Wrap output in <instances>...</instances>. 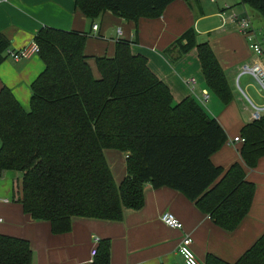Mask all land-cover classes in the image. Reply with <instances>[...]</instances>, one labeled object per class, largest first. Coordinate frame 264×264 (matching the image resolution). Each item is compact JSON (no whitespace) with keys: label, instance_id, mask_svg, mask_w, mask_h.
<instances>
[{"label":"trees","instance_id":"1","mask_svg":"<svg viewBox=\"0 0 264 264\" xmlns=\"http://www.w3.org/2000/svg\"><path fill=\"white\" fill-rule=\"evenodd\" d=\"M176 0H74L91 22L109 12L135 25L155 19ZM197 7L199 0H183ZM264 21V0H239ZM249 16V15H248ZM250 18V17H249ZM90 32L45 27L34 37L43 72L31 84L24 112L6 87L0 90V171L20 178L14 198L33 221H46L53 235L71 231L72 219L121 222L126 210L144 205L146 184L184 195L226 232L249 213L255 185L234 163L214 166L211 156L226 142L218 121L193 99L174 103L169 88L118 39L113 57H95V78L85 55ZM9 45L0 35L1 55ZM195 50L208 89L224 105L232 91L210 46L185 31L167 50L173 58ZM241 158L254 168L264 157V119L241 130ZM104 150L126 153V176L116 184ZM25 239L0 234V264H32ZM93 264H110V241L97 242ZM204 264H264V233L234 263L207 254Z\"/></svg>","mask_w":264,"mask_h":264},{"label":"crops","instance_id":"2","mask_svg":"<svg viewBox=\"0 0 264 264\" xmlns=\"http://www.w3.org/2000/svg\"><path fill=\"white\" fill-rule=\"evenodd\" d=\"M226 17L223 21L219 16ZM246 13L250 17L256 40L262 48L255 55L250 43L231 22L233 14ZM97 24L93 32L91 26ZM45 27L63 31L90 32L85 42V55L95 78L99 73L95 57H113L118 39L132 41L133 54L147 59L150 71L170 90L174 103L193 99L215 118L226 134L224 145L211 156L214 166L224 169L239 164L246 180L254 183L255 193L249 213L237 228L226 232L215 226L209 217L200 212L180 192L167 187L153 189L144 186V205L138 211L126 210L121 222L89 218L72 219L71 231L53 235L46 221H33L15 201L13 188L20 178L16 171H0V234L25 239L33 254L32 264H93L90 256L97 242L110 241V264H184L178 247L185 236L191 238L189 250L196 260L204 264L207 254L234 263L264 233V157L254 168H248L240 155L243 143L234 142L241 137L242 128L251 123L249 101L264 107V92L250 76L241 75L239 68L244 63H256L264 67V21L254 11L239 4V0H218L211 4L199 0L197 7L183 0L169 4L162 15L155 19L140 18L135 25L109 12L91 22L77 8L74 0H8L0 2V35L9 45L2 52L0 63V90L9 89L14 99L26 113L30 110L31 84L43 72L45 66L38 55L14 61L7 51H18L34 42L35 35ZM192 28L197 42H206L216 57L231 87L232 99L224 105L208 89L200 72L196 51L185 55L170 56L166 50ZM194 78L193 86L187 84ZM250 89L256 98L249 95ZM209 96L206 102L202 96ZM126 153L104 150L115 183L126 176ZM164 212L173 214L182 224V230L165 226L160 221Z\"/></svg>","mask_w":264,"mask_h":264},{"label":"built area","instance_id":"3","mask_svg":"<svg viewBox=\"0 0 264 264\" xmlns=\"http://www.w3.org/2000/svg\"><path fill=\"white\" fill-rule=\"evenodd\" d=\"M8 0H0V2H7ZM211 4H217L218 0H208ZM219 16L223 21H226V17L222 12L219 13ZM230 20L232 23H234L238 29V31L245 37L250 43V48L255 53V55H261L262 54V48L259 45V43L256 40L255 32L252 28L251 19L249 18L248 14L243 13L241 15L239 14H233L230 16ZM91 29L93 32H96L98 29L97 24H93L91 26ZM7 54L9 57H11L14 61H20L24 59H29L31 56L38 55L39 54V47L38 45L33 42L27 47H24L18 51H7ZM239 73L241 75H248L254 82L256 83L257 87L264 92V67L256 64V63H244L239 68ZM196 81L194 78H189L187 80V84L189 86L195 85ZM237 88L240 90L243 97L248 101L250 105V119L251 121H260L261 119H264V107H257L254 104H252L245 93L242 91V89L239 87L238 81H237ZM209 96L207 94H204L202 96V101L206 102L208 100ZM234 142H241L243 143L244 140L242 138H235ZM160 221L167 227L176 229V230H182V224L181 222L170 212H164L160 216ZM1 222V219H0ZM191 243V238L189 236H185L179 247H178V253L183 258L184 264H201L199 263L196 258L193 256L191 251L189 250V245ZM96 255V248H93V250L90 253L91 258L93 259Z\"/></svg>","mask_w":264,"mask_h":264},{"label":"rangeland","instance_id":"4","mask_svg":"<svg viewBox=\"0 0 264 264\" xmlns=\"http://www.w3.org/2000/svg\"><path fill=\"white\" fill-rule=\"evenodd\" d=\"M249 95H250L251 97H253V98H256V99H257V97H256V93L254 92V90H253V89H250V91H249Z\"/></svg>","mask_w":264,"mask_h":264},{"label":"water","instance_id":"5","mask_svg":"<svg viewBox=\"0 0 264 264\" xmlns=\"http://www.w3.org/2000/svg\"><path fill=\"white\" fill-rule=\"evenodd\" d=\"M252 82L256 85V83L254 82V80H252ZM257 86V85H256Z\"/></svg>","mask_w":264,"mask_h":264}]
</instances>
